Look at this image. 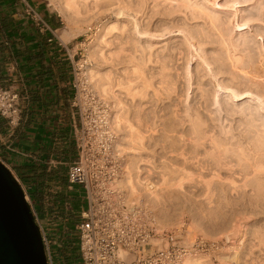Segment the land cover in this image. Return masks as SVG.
I'll return each instance as SVG.
<instances>
[{
	"label": "bare ground",
	"instance_id": "6f19581e",
	"mask_svg": "<svg viewBox=\"0 0 264 264\" xmlns=\"http://www.w3.org/2000/svg\"><path fill=\"white\" fill-rule=\"evenodd\" d=\"M51 1H53L55 5H57V8L61 7L66 12L65 18H68L67 15H69L74 17V19L70 17L73 20L80 19L83 24L85 22L90 23V20L92 19L98 20L100 22L96 27V35H93L96 38V42L95 44L91 42V52L89 51L90 49L88 50L90 52L88 54L94 58L95 63L82 66V77L86 81V84L89 86V88L93 89L102 101L105 100L104 106L106 105L107 110L104 111V116L102 119L105 122L108 130L112 134H114V132L112 131V123H115L116 125H121V123L126 124H124V126H126L125 129L128 128V130H126V136H124V134L123 136L126 137V142H128V147L126 148L127 150H129V152L127 153H133L141 156L140 154H142V152L144 151V143L147 140L148 135L145 132L146 128L143 129L144 131H141L140 129L142 127L139 128V126L137 127L136 124L141 126V123H145L147 121L146 119L148 118L144 116L145 121H143V117L141 118L142 120L140 119V114H147V107L150 106L151 101L153 102L154 99L163 102L165 101L162 99H170V95L172 92H175V85L177 84V82H173V76L176 79V77L180 74L184 75V79L186 78V81L189 80L187 81L189 82L188 85L187 83L185 84L184 81V87H186L187 85L186 88L190 89L193 85L194 89H191V91H193V96H199V98H203V100H205L203 102L206 103H210V97H208V95L210 96L209 93H211V91L204 88L205 86L203 84V81L205 76H212L215 82H210L211 85H216L215 88H218L217 90L223 91L221 100L222 102L219 105V102L215 101L218 98L217 97L215 99L216 90H212L211 88V90L213 91V95L211 96L213 102L212 105L218 104V106H216L218 107V109H216V112L218 110L222 114L221 110L223 109L221 107L223 106V104L230 103L234 108L237 109V113L239 114V116H243L242 118H245L247 120L249 129L245 131L247 133H251L252 131L254 132L251 136L248 137V141H243L244 143L246 142V144L244 145V147H242V141L237 139L240 138V135L236 138V136L231 133L230 127H232V122L227 123L228 127L225 128L223 127V125L226 123L224 121L225 123L221 127V132H219L221 135H219V133L217 135L215 134V131L212 127L206 126L207 124L205 125V123L208 122L205 121L206 119L204 120L205 123L200 119L201 116L198 115V111L196 112V110L193 109L195 107H193V105H190L191 103L187 104L188 101L182 102L184 103V109L182 110V112H179L180 110H176L173 116H175L174 119L176 118V121L179 123L182 129L183 127H188V131L185 134L182 132L184 135L177 133L179 145L177 146V148H174V151L172 150L173 153H170L172 155L174 154L173 158L175 164H170L171 167L173 165L172 168H174V171L172 172L177 173V177H175L176 180H171L173 182L168 181V178L165 176V172H170L169 170H165V172H162L161 175H159V184L156 185L149 181L148 178L145 180V178L143 177L144 180H140V177L138 178V174H135L133 177L130 172L131 169L133 170V168L135 167L133 165H135L134 162H137V160L134 161L136 157H131L130 154L131 159H128L129 154L125 155L128 158H122L124 161L123 168H120V164H118V176L116 177L114 187L117 191L119 200L123 202L127 206V208L140 209L141 207L145 215H148V213L150 214V210L152 209L151 202H154V200L151 201V199H149V196L152 194L155 195L157 193L156 188L164 189V187H176L181 191V188H184L186 186L187 188L194 187L196 189H201L205 194L202 197L204 198V196H206L207 199H210V197L208 198V195L211 194V192L214 193L213 191L216 189L223 190L225 188H228L229 191V188H231V192L236 189H248L251 192L253 191L255 195L254 200L257 203H260V205L264 204V0H61L60 4L57 3L59 1ZM59 12L61 11L59 10ZM71 19L68 18V20ZM64 21L67 20L65 19ZM255 22H259L262 25H255L257 24ZM78 24L77 26H79ZM246 28H251V34L249 31L245 30ZM76 30L74 32L75 34L80 32V28H77ZM74 33L72 34L65 31L62 33L61 39L67 41L71 36L74 35ZM165 36H167V42H163L164 44L160 43L159 41L163 40L161 38ZM253 44L254 46L256 44L258 48V51L255 54L251 53L250 49L251 45ZM192 59H196L195 63L199 61L196 65H194L195 68H189V63ZM177 60H184V63L182 62L183 64H179ZM94 64H98L97 68L99 66L102 67L108 65L109 67H114L113 65L124 64L123 67L121 66V71L117 70L116 72V69L106 66L108 68H106V73L103 71L101 72L102 74L104 73L106 77H110V79L111 75H113V77L116 74L117 76H119L118 74L125 76L126 85L124 84L123 86L122 84H117V86L124 91V96L120 97L121 100L119 99L120 94L119 92H115L116 90L113 88L114 86H111L112 84L110 85L109 81L108 83H106V80H109L106 77H104L106 79L104 84L100 83L101 86L99 84L96 85V79L94 81V74L96 76V74H98V70L96 69V67H94ZM184 64L185 66H182ZM101 75L99 74V76ZM101 78L103 77L101 76ZM137 80H139V83H137V85H139H135L139 90H136V86L134 87L132 85L134 83L133 81ZM120 85H122V87H120ZM186 93L187 89L185 90V97L189 98V94L186 96ZM180 94H178L179 98ZM124 97L126 98L125 103L121 102L123 100L122 98ZM137 97H139V99ZM242 98L245 99L243 100ZM136 99H138L139 102H137ZM235 100L242 101H240L239 103H233V101ZM108 102H110L111 104H109ZM181 108H183V106ZM211 108L212 107H210V109ZM199 110H201V108ZM202 110H205V108ZM131 111L133 113H131ZM203 112L205 113V111ZM161 113L163 114V111ZM208 113L209 111L206 112V115H209ZM162 114L161 116H159L160 113L158 115H156L155 113L151 115L150 118L152 120H150L152 129L157 122L161 123L164 121H162L161 119ZM130 117L133 118V122ZM208 118H210V115L208 116ZM228 118H230V116ZM168 121H170V119L167 120V122ZM147 124L144 126L148 128L149 124ZM210 124L212 125V123ZM251 128H254V130H252ZM162 129L164 130L163 127ZM164 134H167V132H165ZM173 134L171 135L172 137ZM184 137L185 142L183 141ZM114 138L115 147L117 148L115 134ZM226 152H233L234 155H230L233 156V159L236 160L234 161L238 164L234 165L231 163V161H228L229 159L227 158H229L230 156L227 157V155L225 154V157H227L225 158L224 153ZM122 156L123 155H121V157ZM234 156L236 158H234ZM149 159L150 158L140 159L142 161L141 164H144L146 167L149 166L151 164ZM165 162H168V160H165ZM129 164L130 167L133 166V168L131 167L129 171L127 170V174L124 175V172L123 175L119 176L120 169H122V171L123 169H128ZM138 166L136 167V172H143V176L144 173L148 175L149 171L153 167L152 166L149 170L145 166L143 169H139ZM236 167H239V171L237 172V174L239 172H241L240 174H243V179L240 183L235 180L237 178L234 179L233 177V174L236 173ZM162 170L164 171V169ZM223 171L228 174V176L226 174L227 177H221V173ZM237 177L239 178V176ZM172 178L173 177L169 179ZM136 184L140 185V187H142L141 189H143V191H148V193L144 194L146 193L145 191L144 193L142 192V194L141 192L138 193V188L140 187H137ZM194 188L192 189L193 191L195 190ZM178 189L174 190H176V192H179ZM253 193L251 194L252 196ZM212 195L213 194L209 196L212 197ZM206 197L204 199H206ZM248 197L251 198L250 195ZM153 198L155 199V197ZM253 198L254 196L252 197V199ZM214 199H216V196ZM246 199L249 200V198ZM219 202L217 203V205L219 204ZM222 202L225 203L223 200L221 201V203ZM241 202L242 201H240L239 203ZM155 203H157V201L154 202V205ZM206 203H208V201ZM217 205L215 206L217 207ZM162 222L163 221H161V223ZM162 225L163 224H161V226ZM162 227L160 229H162ZM262 235V233L260 236H258L257 234V237H259L258 243H260V237H262ZM152 241L154 242V240ZM262 241L264 242L263 238L261 242ZM261 249H263V247ZM261 251L262 250H260V252ZM215 253H217V251ZM196 256L198 257V255ZM193 257L194 256H186L179 264H184V262L187 263L189 261L194 264L193 262H195L196 259H194L195 257ZM190 258L191 260H189ZM262 261H264V259Z\"/></svg>",
	"mask_w": 264,
	"mask_h": 264
},
{
	"label": "rangeland",
	"instance_id": "374dc122",
	"mask_svg": "<svg viewBox=\"0 0 264 264\" xmlns=\"http://www.w3.org/2000/svg\"><path fill=\"white\" fill-rule=\"evenodd\" d=\"M41 1H43L46 4V6H48V8L51 9L56 14V16H58V19H59V22H60V28H61L59 32L67 31V32L73 34L77 28H80V32L79 33H77V34L74 33V35L71 36L67 41L66 40H63V41L67 42V47H68L71 55H73V57L75 59V63H76L75 71H74V83L76 85V97H77V99H76V109H77V112H78V120H79V112L81 111L80 113L82 114V116H85L86 112H89L88 111V109H89L91 114H92L93 121L98 123V122L102 121V118L104 116V111L107 110V107H106V105L104 106L105 100L102 101L101 98L98 97V95L94 92V90L89 88V86L86 84V81L82 77V70H83L82 66L86 65V64L95 63L94 58L92 56H90L88 53L91 52L92 43L95 44V42H96V38L93 35H96V33H97L96 27H97V24H99L100 22L98 20H93L92 19V20H90V23L85 22L86 24L85 23L83 24V22H81L80 19L73 20L74 17L67 15V17L69 19L73 18L71 20H68V18H65L66 17L65 16L66 12L61 7H59L60 9L57 8V5H55V3L53 1H51V0H41ZM56 1H59L57 3L60 4L61 0H56ZM58 9L61 12H59ZM63 13H65V14H63ZM65 19L67 21H64ZM78 22H79V24H78ZM255 23H257L255 25H259L260 24L259 22H255ZM77 24L79 26H77ZM260 25H262V24H260ZM245 30L250 32L251 28L250 29L246 28ZM250 34H251V32H250ZM161 39H163V40H160L159 41L160 43L164 44L165 42H167L166 41L167 40V36H165V37H163ZM256 40H258V39H256ZM255 46H256V44H255ZM255 46H254V44L251 45V48H250L251 49V53L255 54L258 51L257 50L258 49L257 46L256 47ZM179 61H178L179 64L180 63L181 64L184 63L183 62L184 60H179ZM191 61L189 63V68H195L194 65H196L197 62H199V61H197L196 63H195L196 59H192ZM97 66H98V64L94 66L98 70V72H97L98 74H96V76L94 74V81L96 79V81H98V82L95 81L96 85L99 84L101 86V84H104L105 80H106L104 78L106 76L104 75V73L102 74L101 72L103 71V72L106 73V68H107L106 66H108V65L102 66V67L99 66L98 68H97ZM113 66L114 67H111V66L110 67L113 68V69H116V72H117V70L121 71V69L124 66V64H121V65L118 64V65H113ZM182 66H185V64L182 65ZM99 74L100 75L102 74L101 76L104 79L101 78V76H99ZM118 75L119 76H117V74H116V75H114V77H113V75H111V79H110V77L109 78L106 77L107 79H109V80H106V83H108V81H109V84L110 85L112 84L111 86H114L113 88L116 90L115 91L116 93L119 92V94H120L119 99L121 100L120 97L124 96V91H123V89L119 88L117 86V84H122L123 86H124V84L126 85V78H125L124 75H120V74H118ZM181 75H182V78H181ZM177 77H176V79L178 81L173 76V79H174L173 82H177V84L175 85V88H176L175 92H172L171 95H170V99H167V100L162 99L165 102L157 101L156 99H154V101L153 102L151 101V103H150L151 107L150 106L147 107L148 108L146 110L147 114L146 115H144L145 113L143 115L140 114V119L143 117L142 119H143V121H145V119H144V116H145L146 118H148V119H146L147 120L146 122L149 124L148 128L144 126V125L147 124L146 122L143 123V124L141 123V126L136 124L137 127L138 126H139V128L142 127L140 129L141 131H144L143 129L146 128L145 132L148 135V138H147V140L144 143V145H145V148L143 149L144 151L142 152V154H140L142 157L137 155V154H133L132 153L133 154L132 155L130 153L131 157L134 156V157L137 158V159L135 158V160H134V161L137 160V162L133 161L134 164H135V165H133V166H135L134 167L135 170H134L133 166H131L133 168V170H134L133 171L131 169V167H130V164H129V168L128 169H126V170L123 169V171H122V169H120L119 176L123 175L124 172H125L124 175L127 174L126 171L127 170L129 171L131 169L130 174L133 177H134L135 174H138V178L140 177L139 178L140 180L143 181L144 178H145V180L148 178L149 181H151L152 183H154L156 185V184H159L158 183L159 180H160V176L159 175H161L162 172H165V170L166 171L169 170L171 173L170 172H167V173L165 172V176L168 178V181H171V180L175 181L176 180L175 177H177L176 176L177 173L176 172L173 173L172 172V171H174V168H172L173 165L171 167V164H175L174 163V158H173L174 154L172 155L170 153L171 152L173 153L174 148H177V146L179 145L178 144V134L177 133H180V134L187 133L188 127H183V129H182V127L176 121V118L174 119L175 116H173V115L176 112V110H178V111L180 110L179 112H182V110L184 109V103H182V102H184V101L185 102L188 101L187 104L191 103L190 105H193V107H195L193 109H195L196 112L198 111L197 112L198 115L201 116L200 119L203 122L206 119L205 121L206 122L208 121V122L207 123L204 122L205 125L207 124L206 126L212 127L214 129V131H215V134H217V135H218L219 132H221V127H222V125L225 122L226 123L223 125V127H225V128L228 127L227 123H231L232 122V125H231L232 127H230L231 133H233L236 136V138L239 137V135H240L241 139L240 138H237V139L242 141V147H244V145L246 144V142L244 143L243 141H248V137L251 136L252 133H254L253 131L251 133H247L245 131V130L249 129V124H247V120L245 118H242L243 116L242 117L239 116V114L237 113V109L234 108L230 103L223 104V106L221 107L223 110L220 109L222 111V114L218 110L216 112V109H218V107H216V106H218V104L217 105H212V103H213L212 99H211L212 98L211 96L213 95V91L212 90L213 89L216 90L215 99L217 97L218 98H217V100H215V99L214 100L216 102H219V105L222 102L221 100H222V92L223 91L217 90L218 88H215L216 85L215 86L211 85L210 82H212V81H213L212 83L215 82L213 80L214 78L212 76L211 77H206L205 76L204 77V81H203V84L205 86L204 88L208 89L212 93V94L209 93L210 96L208 95V97H210L209 98L210 99V103L203 102L205 100H203V98H199V96H193V94H192L193 91H191V89L192 90L194 89L193 85H192V87L190 89L186 88L188 83H189L187 81H189V80L186 81V78L184 79V75L183 74H180ZM211 78H212V80H211ZM99 79H100V81H99ZM138 81L139 80L133 81L134 83L132 82L133 83L132 85L135 87L137 85V83H139ZM184 81H185V84L187 83L186 87H184L185 86L184 85ZM190 82H193V81H190ZM122 85H120V87H122ZM137 86H136V88H137L136 90H139ZM211 88H212V90H211ZM186 89H187L186 96L189 94L188 95L189 98L185 97V90ZM121 93H122V95H121ZM178 94H180V98H179ZM219 95H221V96H219ZM137 98L139 99V97H137ZM122 99L123 100L121 102L125 103V99L126 98L124 97ZM138 99H136L137 102H139ZM177 99H179V100H177ZM181 99H183V100H181ZM242 99L244 100L245 98H242ZM194 101H195V103H194ZM200 101H201V103H200ZM240 101H242V100H235V101H233V103H239ZM160 102H161V104H160ZM176 102H178V103H176ZM108 103L111 104L110 102H108ZM155 104H157V105H155ZM136 105H139V104H136ZM182 106H183V108H181ZM196 106H198V107H196ZM155 107H157V108H155ZM210 107H212V108L210 109ZM158 108H159V110H158ZM200 108H201V110H199ZM204 108H205V110H202ZM160 111L161 112L163 111V114ZM203 111H205V113ZM207 111H209L208 114L210 115V118H208L209 115H206ZM131 113H133V112L131 111ZM154 113L156 115H158L160 113L159 116H161V114H162L161 119H162V121L164 120L163 121L164 123L163 122H161V123L157 122L156 125L153 126L154 128L152 129L151 128L152 127V124H151V120L152 119L150 117ZM213 113H214V116H213ZM166 115H167V117H166ZM132 116H133V114H132ZM223 116H224V118H223ZM229 116H230V118H228ZM239 117H241V118H239ZM130 118L132 119V122H133L134 121L133 118L132 117H130ZM211 118H213V119H211ZM169 119H170L171 122L170 121L167 122V120H169ZM211 120H213V121H211ZM243 120H245V121H243ZM216 122H218V123L220 122V123L218 124ZM210 123H212V125ZM124 124L121 123V125H122L121 126L120 124L116 125L115 123H112V127H113L112 131L114 132L115 137H116V141H117L116 150H117V156L119 158L120 168H123V165H124L123 159L128 158V157H129L128 159H131L130 158V154L127 153V152H129V150H127V148H126V147H128L127 146L128 142H126V137H124V136H126V132H127L126 130H128V128L125 129L126 126H124ZM240 125L241 126L243 125V126L241 127ZM123 126H124V128H123ZM162 127L164 128V130L162 129ZM149 128H150V130H149ZM238 128H240V129H238ZM154 129H155V131L157 130L156 133H155ZM242 129H244V130H242ZM251 129L254 130V128H251ZM152 130L154 131L155 134L153 133ZM217 130H219V131H217ZM165 132H167V134H164ZM244 132H246V133H244ZM123 134H124V136H123ZM150 134H151V136H150ZM172 134H173V137L171 136ZM241 134H243V135H241ZM219 135H221V134L219 133ZM243 137H244V139H243ZM169 138L171 139V141H170ZM174 138H176V139H174ZM165 140L167 141V143H166ZM163 141H164L165 144L163 143ZM183 141L185 142V137L183 138ZM176 142H177V145H176ZM173 143H175V144H173ZM145 149L148 150V151H146ZM163 150L164 151L166 150V151L164 152ZM124 153H126V154H124ZM120 154L123 155V156L121 157ZM166 154H168V155H166ZM225 154L227 155V157H229V156L230 157L229 158L225 157L226 156ZM230 154H233V152L224 153V157L229 159L228 161H231L232 164H234V165L238 164L237 162H235L236 160L233 159V156L230 155ZM125 155H128V157L125 156ZM171 155H172V157H171ZM139 158L140 159L150 158L149 161H150L151 164L146 167L144 164H141L142 161ZM164 158H165L166 161L168 160V162H165ZM234 158H236V157L234 156ZM177 160H176V162H177ZM161 162H163V163H161ZM137 163H140V164H137ZM165 164H166V169H165ZM136 165L137 166L139 165L138 166L139 169H143L144 166H145L146 168H148L150 170V168L152 166L153 167L149 171L148 175L144 173V176H143V172H139L140 174L136 172L137 171V169H136L137 166ZM163 165H164V167H163ZM162 169H164V171ZM238 171H239V167L238 168L236 167V169H235L236 173H234L233 174L234 176L233 175L232 176L234 177V179L237 178L235 180L238 183H240L241 180L243 179V174H240L241 172H239L237 174ZM174 174H175V176H174ZM226 174L227 173H225L223 171L221 173V177H227L228 174H227V176H226ZM236 175L239 176V178ZM171 177H173V178L169 179ZM16 178L18 179V182H19L20 186L22 187L23 191L26 194V197H27V199H28V201L30 203L31 209L33 210L34 216H35L36 221H37V223H38V225H39V227L41 229V232H44V234H45L47 245H48L51 257H52L53 264H68L69 260H70V262L72 264H79V254H78V244H77L78 240H77V232L75 230V224L79 220V213L83 209L84 203H83L82 198L80 197V192H78V189L75 188V187H72L71 189L66 188V185L64 184V182L57 183L58 186H47L45 195L43 196V200H42V201H44V203H42V206H44L43 207V213H40L38 211V204H35V202L31 199V197H30V195L28 193V191H30V190L27 188L26 182H24L19 177H16ZM173 181H171V182H173ZM137 187H140V185H137ZM170 187H172V186H170ZM141 188L142 187H140L138 189L140 190ZM173 188L176 189V190L178 189L176 187H172V188L164 187V189L161 188L162 190L156 188L157 189L156 191H157L158 194L155 192L156 193L155 195H157V196H155L153 194L149 196V199H151V201H153V200H154V202L157 201V203H155V205H154V202H151L149 200L151 202V206H152L151 207L152 209L150 210V214L148 213V215H145L143 209H141V207L139 209V210H141L143 212L142 214L144 216V220L147 221L151 227H153V230H154L155 233H158L160 230L161 231H172V232H175V233L179 234L183 241H196V242L198 240L204 241L205 244H206V249L202 250V251L196 250L194 252L195 254L192 255L194 257L196 255H198V257L197 256L195 258L193 257L194 259H196V261H195L196 263L192 261L194 264H243V263L244 264H264V261H262L264 259V256H263L264 255V251H263V249H264V244L263 243L264 242L263 241L261 242L262 238L264 240V237H263L264 236V230H263L264 229V212H263L264 211L263 210V208H264L263 205L264 204L260 205V203H257L254 200L255 199V195H254L253 191L251 192L248 189H246V190L243 189L242 190L241 188L240 189L242 191L241 190H237V189L233 191V189H232L233 192H231V188H229V191H228V188H225L226 190L225 189H223V190L216 189L218 191L214 190L213 191L214 193L211 192V194H213L214 196L212 195V197H211V196H209L211 194L208 195V198L209 197H210V199L212 198L211 199L212 201H211L210 199H207L206 196H204V198L206 197V199H204L202 197L205 194L199 188H197V189L194 188V187H188L187 188V186H186L184 188H181V191L178 189L179 192H176V190H174ZM193 188L195 189L194 191L192 190ZM182 189H183V191H182ZM190 189H191V191H190ZM139 190H138V193L141 192V194H142V192L144 193V191L146 192L144 194L148 193V191H146V190H144V191H143V189H141L140 191ZM57 192L65 194V196H66L65 202L61 205V207L59 209H55V207H54L55 206L54 194L57 193ZM180 192H182V193H180ZM215 192H216V194H215ZM252 193H253V196H254L253 199H252L253 196L251 195ZM237 194H239V195H237ZM243 194H244V196H243ZM249 195L251 196V198L248 197ZM152 196L155 197V199ZM215 196H216V199L218 201L216 199H214ZM200 197H201V199H200ZM217 197H219V198H217ZM156 198H158L159 200L156 199ZM246 198H249L250 201L248 199H246ZM203 199L206 202L208 201V203H206ZM195 200H196V202H195ZM214 200H216V201H214ZM222 200L225 203H226L227 200L230 201L231 203L228 202V201H227L226 204L223 203V202L221 203ZM240 201H242V202L239 203ZM218 202H219L220 205L221 204L222 205L221 206L219 204L217 205ZM200 203H202V204H200ZM250 203H251V205H250ZM207 204H208V206H207ZM258 204H259V206H258ZM215 205H217V207ZM50 207H53L52 211H50ZM254 207L256 208V210H255ZM261 209H262V211H261ZM221 210H222V212H221ZM230 210H232V211H230ZM152 213L155 214V215H153ZM70 218L74 219V220L77 219V220L74 221L76 223H74L71 227L68 226V222L71 221ZM160 220L163 221V222L161 223ZM161 224H163L162 225L163 227L161 226ZM158 225H160L162 227V229H160L161 227L158 226ZM216 227H218V228H216ZM254 230H256L257 232L254 231ZM65 232H69V236L70 237H68V239H67L69 241L68 243L65 242V240H66V233ZM261 233L263 235H262V237H260L261 238L260 239V243H258L259 242L258 241L259 237H257V234H258V236H260ZM154 239H155V237L153 238V240ZM66 244H70L69 245V248H70L69 250L66 249L67 248V246L65 247ZM259 244H261V245H259ZM260 247L261 248L263 247V249H261ZM260 250H262L261 251L262 253L260 252ZM216 251H217V253H215ZM256 253H258V254H256ZM199 254H200V257H199ZM66 256H69L70 259L67 258ZM255 256H256V258H255ZM71 257H76V258L75 259H71ZM189 260H191V258ZM197 262H199V263H197ZM187 263L188 264H192L190 261L187 262ZM187 263L184 262V264H187Z\"/></svg>",
	"mask_w": 264,
	"mask_h": 264
},
{
	"label": "crops",
	"instance_id": "0c3cea01",
	"mask_svg": "<svg viewBox=\"0 0 264 264\" xmlns=\"http://www.w3.org/2000/svg\"><path fill=\"white\" fill-rule=\"evenodd\" d=\"M27 8L38 14L43 28L32 22ZM60 29L58 16L41 0H0V85L20 96L17 124L0 116V161L25 178L30 191L43 193L62 179L68 188L67 167L76 157V63Z\"/></svg>",
	"mask_w": 264,
	"mask_h": 264
},
{
	"label": "built area",
	"instance_id": "2783aa9c",
	"mask_svg": "<svg viewBox=\"0 0 264 264\" xmlns=\"http://www.w3.org/2000/svg\"><path fill=\"white\" fill-rule=\"evenodd\" d=\"M26 14L37 27H44L33 9L27 8ZM76 99L75 94V106ZM19 101L18 92L0 85V116L10 126L19 120ZM88 111L85 116L79 112L73 135L76 157L66 171L68 188L78 186L84 203L75 224L79 264H179L196 250H205L202 240L183 241L172 231L155 233L141 210L129 209L119 200L114 135L103 119L96 123ZM42 239L48 264H53L44 232Z\"/></svg>",
	"mask_w": 264,
	"mask_h": 264
},
{
	"label": "water",
	"instance_id": "95a60500",
	"mask_svg": "<svg viewBox=\"0 0 264 264\" xmlns=\"http://www.w3.org/2000/svg\"><path fill=\"white\" fill-rule=\"evenodd\" d=\"M0 264H48L42 232L26 194L1 161Z\"/></svg>",
	"mask_w": 264,
	"mask_h": 264
},
{
	"label": "trees",
	"instance_id": "16d2710c",
	"mask_svg": "<svg viewBox=\"0 0 264 264\" xmlns=\"http://www.w3.org/2000/svg\"><path fill=\"white\" fill-rule=\"evenodd\" d=\"M38 179H40V180H42V181H47V182H51V181H53V180H55L56 179V177H52V176H40ZM23 181H25V178H24V180ZM26 181H28V180H26ZM64 180L62 179L61 180V182H63ZM28 193H29V195H30V197H31V199L35 202V204H38V203H40L39 205H38V211L40 212V213H43V206H42V204H41V202H42V199H43V196L45 195V193H43V190H39V191H28ZM65 200H66V196H65V194H62V193H60V192H57V193H55L54 194V201H55V209H59L60 207H61V205L65 202ZM53 210V207H50V211H52ZM62 213V212H61ZM71 216V215H70ZM69 216V217H70ZM70 222H68V226L69 227H71L74 223H76V222H74L75 220H77V219H71L70 218ZM70 229V228H69ZM66 233V240H65V242L66 243H68L69 241L67 240L68 239V237H70L69 236V232H65ZM69 245L70 244H66L65 245V247L67 246V248L66 249H70L69 248ZM67 258H69V256H66ZM76 257H71V259H75ZM70 259V258H69ZM68 261V260H67ZM68 264H72L71 262H70V260L68 261Z\"/></svg>",
	"mask_w": 264,
	"mask_h": 264
}]
</instances>
